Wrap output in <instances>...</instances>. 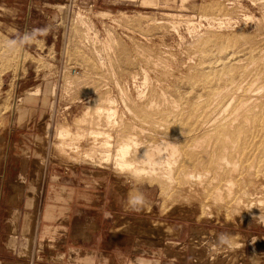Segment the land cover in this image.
Here are the masks:
<instances>
[{"label":"rangeland","instance_id":"374dc122","mask_svg":"<svg viewBox=\"0 0 264 264\" xmlns=\"http://www.w3.org/2000/svg\"><path fill=\"white\" fill-rule=\"evenodd\" d=\"M187 1L35 0L29 8L26 0H0V264L57 263L63 254L67 264H91L95 250L111 252L115 258L111 262L115 264H264V218L256 219L260 211L252 215L242 208L219 206L220 210L213 207L205 212L212 196L207 190L202 204L193 196L180 198L181 181L171 191L175 194L172 199L164 197V188L157 180L138 181L124 174L125 178L111 166L99 165L98 153L93 157L99 160L96 157L92 162L80 163L55 153L54 146L59 141L55 137L61 126L75 129L77 120L89 108V121L96 120L94 100L111 96L116 100L113 107L116 105L124 116L125 128L121 127V131L130 130L134 136L139 132L137 139L149 146L158 145L166 132L176 139L191 128L201 129L200 123L208 117H221L227 110L236 112L237 116L232 117L227 111L230 117L224 113L217 121L222 128L219 133L224 134L223 129L229 125V152L244 148L245 153L256 157V169L262 170L264 91L256 92V85L259 83L258 89L264 90V0ZM102 11L107 14L100 15ZM82 17L92 22L87 39ZM25 36L31 38L25 40ZM145 76L149 77L147 83ZM240 85L246 93L249 90L248 95L253 92L256 96L249 97L256 100L243 90L236 95L235 91L243 89ZM222 90L226 96L220 93ZM203 93L206 99L200 100L197 95L203 97ZM123 94L131 99L127 105L133 108L132 113L126 111ZM211 94L214 98H210ZM215 97L220 99L217 104L210 101ZM231 98L236 99L234 104L224 107ZM205 100L210 107L202 103ZM171 101L183 105L187 102L183 107L175 105L178 110ZM248 102L253 104L249 106L252 110ZM168 103L172 107H166ZM134 104L142 107L137 109ZM142 104L149 109L148 115L158 114L155 118L161 122L155 119L154 123L152 115L146 114L148 119L145 118L147 111ZM152 106L160 107L161 113ZM241 106L245 114L239 112V116ZM216 107L222 111L218 108L214 112ZM166 108L175 110L169 114ZM134 109H144L145 113L141 111L143 115L138 116L141 112L136 111L138 117H132ZM226 117L230 123L225 122ZM163 118L170 126L162 125ZM221 120L224 123L220 124ZM149 122L160 123L159 131ZM198 131H194L195 138L203 135ZM168 133L163 138H169ZM252 134L254 138L249 141ZM258 146L263 148L258 150ZM259 170L255 174L260 177ZM249 184L243 182V188L252 190ZM136 192L143 193L146 200L138 212L126 204L129 194ZM251 197L249 194L248 202L255 199ZM220 233L232 237L230 246L217 243Z\"/></svg>","mask_w":264,"mask_h":264},{"label":"bare ground","instance_id":"6f19581e","mask_svg":"<svg viewBox=\"0 0 264 264\" xmlns=\"http://www.w3.org/2000/svg\"><path fill=\"white\" fill-rule=\"evenodd\" d=\"M183 2L184 1H187V0H182ZM181 2V1H180ZM188 2V1H187ZM185 3V2H184ZM184 3H181V4H184ZM92 12V10H91ZM100 15H106L107 12H99ZM81 15V14H80ZM94 15V14H93ZM115 16V15H114ZM81 17V16H79ZM103 17V16H101ZM128 17V16H126ZM110 18V16H109ZM205 18V17H203ZM79 19V18H78ZM83 20L82 21V24L85 28V31L87 32L86 33V39L88 38V31L90 30V28L92 27L91 25V21L87 20V18H84L82 17ZM185 22V21H184ZM192 23V22H191ZM225 23V22H224ZM229 24V23H228ZM221 25V24H220ZM104 27V26H103ZM91 32V31H89ZM109 34V33H108ZM110 35V34H109ZM90 36V35H89ZM95 36V35H94ZM116 40V39H115ZM110 42H112V40H110ZM115 42V41H114ZM204 42V41H203ZM208 42V41H206ZM204 42V43H206ZM211 42V41H210ZM113 43V42H112ZM110 45V43H109ZM108 46V45H107ZM207 48V45H204V48ZM216 46V45H215ZM210 49V48H209ZM224 49V48H223ZM255 49V48H254ZM222 50V49H221ZM247 51V50H246ZM236 52V51H235ZM248 52V51H247ZM9 53V52H8ZM12 53V52H11ZM205 53V52H204ZM261 53V52H260ZM219 54V53H218ZM12 55V54H11ZM244 55V54H243ZM263 55V54H262ZM219 56V55H218ZM246 56V55H245ZM261 56V55H260ZM160 57V56H159ZM226 57V56H225ZM238 57V56H237ZM262 57V56H261ZM218 58V57H217ZM228 58V57H227ZM257 59V58H256ZM236 60V59H235ZM258 60V59H257ZM257 60H255V63L257 62ZM261 60V59H260ZM259 60V61H260ZM93 61V60H92ZM239 61V60H237ZM236 61V62H237ZM258 61V62H259ZM214 62V61H213ZM235 62V63H236ZM257 62V63H258ZM218 63V62H217ZM224 63V62H223ZM263 63V61H262ZM239 63H237L238 65ZM233 65V64H232ZM260 66V65H259ZM223 67V66H222ZM245 67V66H244ZM258 67V66H257ZM238 67L234 68L235 70L238 71L237 69ZM241 68V66H240ZM163 69V68H162ZM207 69V68H206ZM223 69V68H222ZM229 69V68H227ZM233 69V68H232ZM230 69V70H232ZM227 71V70H226ZM229 71V70H228ZM227 71V72H228ZM221 72V71H220ZM240 73H244V71H239ZM205 73V72H204ZM225 73V72H224ZM230 73V72H229ZM228 73V74H229ZM263 73V72H262ZM215 74V73H214ZM217 74V72H216ZM222 72L220 73V77L222 76L221 75ZM227 74V73H226ZM235 74V73H234ZM242 75V74H241ZM262 75V74H261ZM207 76V75H206ZM209 76V75H208ZM213 76V75H211ZM227 76V75H226ZM233 77V75H231ZM240 76V74H239ZM146 77V76H145ZM196 77V76H195ZM217 77V76H216ZM235 77V76H234ZM136 78V77H135ZM148 76L145 78V83L149 82L148 81ZM192 78V77H191ZM199 78V76L197 77ZM206 79V77H204ZM203 78V79H204ZM215 78V77H213ZM224 78V77H222ZM242 78V76H241ZM216 79V78H215ZM219 79V78H218ZM235 79L237 80L238 78L235 77ZM190 80V79H189ZM207 80V79H206ZM217 80V79H216ZM231 80V79H230ZM196 80H194L193 82H195ZM203 81V80H202ZM213 81V80H212ZM215 81V80H214ZM208 82V81H206ZM227 82V81H226ZM235 82H238V81H235ZM245 82V81H244ZM259 82V81H258ZM257 82V83H258ZM189 83V81H188ZM198 83H199V80H198ZM196 83V84H198ZM202 83V82H201ZM200 83V85H201ZM205 83V81H204ZM216 83V82H214ZM222 83V82H221ZM220 83V85L218 84V82L216 83L218 86H221L222 84ZM234 82H232L233 84ZM240 83V82H238ZM246 83V82H245ZM209 84H210V79H209ZM215 84V85H216ZM228 84V83H227ZM231 83H229L228 85H230ZM235 84V83H234ZM242 84V83H241ZM256 83H254L255 85ZM140 85V84H139ZM144 85V84H143ZM193 85V84H192ZM195 85V84H194ZM206 85V84H205ZM213 85V83H212ZM237 85V84H236ZM259 83L258 85V88H259ZM203 86V84H202ZM200 86V88L202 87ZM217 86V87H218ZM224 86V84L222 85ZM227 86V85H226ZM225 86V87H226ZM232 86H235V85H232ZM241 87L240 88H243L242 85H240ZM252 86V84H251ZM255 86V87H256ZM262 86H264V84H262ZM261 86V87H262ZM145 87V86H144ZM153 87V86H152ZM208 87V86H206ZM215 87V86H214ZM238 88V86H236ZM246 87V86H245ZM151 88V87H150ZM213 88V86H212ZM219 88V87H218ZM232 87H230L231 89ZM250 88V87H249ZM248 88V89H249ZM253 88V87H251ZM256 88V92H258L259 90L262 92L264 90H261V89H258ZM100 89V88H99ZM142 89V88H141ZM148 89V88H147ZM152 89V88H151ZM217 88H214V90H216ZM229 89V88H228ZM227 89V90H228ZM229 89V90H230ZM264 89V87H263ZM122 90V89H121ZM188 90V89H187ZM207 90H210V89H207ZM213 90V89H212ZM224 90V89H223ZM223 90L222 92H220L221 94H223L224 96H226L224 93H223ZM226 88L224 91H227ZM234 90V89H233ZM237 90V89H236ZM243 90L244 91V88L243 89H239L238 91H235L237 93H239V91ZM39 91V90H38ZM43 91V90H42ZM47 91V90H45ZM196 91V90H195ZM201 91V90H200ZM218 91V89H217ZM246 91V90H245ZM244 91V92H245ZM249 92V90H247ZM254 91V90H253ZM254 91V92H255ZM124 92V91H123ZM129 92V91H128ZM142 92V91H141ZM144 92V91H143ZM150 92V91H149ZM204 92V91H203ZM207 92V91H206ZM205 92V93H206ZM213 93V91H211ZM234 92V93H235ZM247 92V93H248ZM261 92L258 94L259 97H260V94ZM37 93V92H36ZM35 93V94H36ZM39 93V92H38ZM119 93V92H118ZM151 93V92H150ZM158 93V92H157ZM200 93V92H199ZM208 93V92H207ZM217 93V92H216ZM217 95L219 98L220 96L222 97V95ZM228 93V92H227ZM226 93V94H227ZM231 93V92H230ZM233 93V91H232ZM236 95H240L237 94ZM246 93V92H245ZM245 94V95H248V94ZM251 94L249 95H254L256 96L255 94H253V92H250ZM125 94V93H124ZM122 95V98H123V103L125 105V107L127 108L126 111L128 110L130 113H132L133 108L130 109V107L127 105L130 104V98L129 96L127 95ZM143 94V93H142ZM164 95V94H163ZM194 95V94H193ZM207 94H204L203 93V97L201 95L198 94L197 96H199L200 100L201 98H205ZM216 95V94H215ZM235 95V94H234ZM233 94L230 95L231 97L234 96ZM244 95V94H243ZM243 95H241L243 97ZM249 95L247 97H249ZM257 95V97H258ZM264 95V94H263ZM141 96V94H140ZM210 96V95H209ZM240 96V98H242ZM103 97V96H102ZM111 97V96H110ZM109 96H107L105 99L102 98V99H96L94 100V115L96 117V120H90L91 119V113H90V108L86 111V113L82 116V118H80L79 120H77L76 122V127L75 129H72L70 126H64L63 125L61 126L62 128H60L57 132V135L55 138L58 137V144L56 145L55 144V153H57V155H59L60 157H63V158H74V161L76 160L77 162L80 163V161H94V158L96 157H93L95 154H99L100 157H101V162H99L98 164L100 165L101 163L103 164V166H105V164L107 166H111L113 171L118 173V174H125V176L127 175V177H131L130 179H135V180H140V179H150V180H157L161 183V185L163 186L164 188V197H170L173 199V194H171V191L173 192V190L175 188H177L176 186L178 185L179 182L183 181V183L181 182V189H180V193H178L181 197H183L184 195H186L187 197L190 198V196L192 198H194L196 200V202H198L199 204H202L203 200L202 199V195H204V193H206V190L209 191L210 193H212V196L210 197L209 201H211V204L208 202L206 203L205 205V212L206 211H210L213 207H218L217 209H219L221 206H224V207H227V209L229 207H233L234 209L236 210H239L242 208V210H246L248 211L249 213H251L252 215L256 214V212L258 211H263L264 210V176L262 177V175H264V157L262 158V160L260 161L261 164H263V168L262 170L260 171L259 169H256V157H253V154L250 155L245 153L247 151H243V149L241 150V148L239 150H237V152H233V153H230L229 151V145H227V141L229 142V140L231 139L230 136V132L228 131L229 130V125H227V127L224 130V134H221L219 133V130L221 128V125H218L217 124V121L220 120V118L222 119V115H224L223 111H222V115L221 117H216L215 118H211V117H208V119H205L203 120L200 124V127L201 129H197V130H192L191 128V131H189V133H187L186 135H179L180 137L179 138H176V139H173V138H170L171 136H169L170 134L168 132H164L165 134L168 133V136L169 138H163V135L165 136V134L162 135V138H160V142L158 140V145L154 144L152 145L153 143H151V146H149L148 144H146V142L144 141V143L147 146V148H149L150 150L155 148V153L154 155L150 156V158L147 160V161H143L144 159H146V152H147V149L144 148L146 147V145H144L143 143H140V140H138L137 138V135H140L139 132L137 135H131L132 133H130V130L126 131L130 134H127L125 131L122 132L121 131V127H123L124 123V116L122 115L123 113H120L119 111V108L116 107V105L113 107V105L116 103V100L115 98L113 99L112 97L110 98ZM121 97V96H120ZM139 97V96H138ZM154 97V96H152ZM159 97V96H158ZM212 94H211V97L212 98ZM235 97V96H234ZM238 97V96H237ZM236 97V98H237ZM252 97V96H251ZM249 97V98H251ZM263 97V96H262ZM261 97V99H262ZM101 98V97H100ZM141 98V97H140ZM168 98V97H167ZM176 98H179V97H176ZM191 98V97H190ZM189 98V99H190ZM214 98V97H213ZM224 98V97H223ZM229 98V97H228ZM239 98V99H240ZM254 98V97H253ZM251 98V99H253ZM143 98H141V101H142ZM146 100H148V97L145 98ZM153 99V98H152ZM162 99V98H161ZM171 99V98H170ZM185 99V98H184ZM188 99V98H186ZM192 99V98H191ZM198 99V98H196ZM206 99V98H205ZM209 99V98H208ZM217 98L215 97V100H210V101H213L212 103H214V101H216V104L220 101L216 100ZM222 99V98H221ZM227 99V98H226ZM258 99V98H257ZM260 99V100H261ZM122 100V99H121ZM144 100V102L146 101ZM167 100V99H166ZM165 100V103H167V101ZM173 100V99H172ZM176 100V99H175ZM178 100V99H177ZM225 100V99H223ZM236 99L235 98H231V100H228L226 101L224 107L228 106L229 108L232 106V104H234V101ZM243 100V99H242ZM253 100H256V97L255 99ZM263 100V99H262ZM134 101V100H132ZM152 101V100H151ZM154 101V100H153ZM207 100H205L204 102L202 103H206V104H209V102L207 103L206 102ZM218 101V102H217ZM239 101V100H237ZM245 101V100H244ZM243 101V103H244ZM247 101V99H246ZM245 101V102H246ZM250 101V100H248ZM135 102V101H134ZM148 105H149V102L150 101H147ZM172 102V101H171ZM169 102V103H171ZM187 102V101H186ZM185 102V104H186ZM198 102V101H197ZM222 102V101H221ZM241 103V101H239ZM251 102V101H250ZM250 102H248L246 105L247 107L249 108V106L251 107V105L253 106V104L251 103V105H248L250 104ZM255 102V101H254ZM101 105H100V104ZM133 103V102H132ZM136 103V102H135ZM146 103V102H145ZM158 103V101H157ZM166 104V107L167 105L168 106H171L170 104ZM175 102H172L171 104H173ZM256 103V102H255ZM107 104V105H105ZM118 104V103H117ZM152 104V102H151ZM156 104V102H155ZM178 105L181 104L180 106L183 107V102H180V103H177ZM177 104H173V107H177L175 105ZM199 104V103H198ZM205 104V105H206ZM235 104H239V103H235ZM109 105V106H108ZM123 105V106H124ZM140 105V104H139ZM143 105V104H142ZM145 105V104H144ZM143 105V106H144ZM154 105V102L153 104ZM204 105V106H205ZM138 106V104H137ZM156 106V105H155ZM159 106V104L157 105ZM179 106V108H180ZM193 106V105H192ZM202 106V105H201ZM208 107V105H206ZM212 108L214 107V104L211 105ZM218 106V105H216ZM243 108L245 109V105H243ZM242 106L239 107V111H238V115L240 116L241 112H242ZM255 106V105H254ZM259 106V105H258ZM121 107V106H120ZM134 107H136V105L134 104ZM140 108L142 106H139ZM139 107L137 109H139ZM147 107V106H146ZM145 106L143 108H146ZM186 107V106H185ZM184 107V108H185ZM198 107V105L196 106ZM223 107V106H222ZM223 107V108H224ZM227 107V108H228ZM236 107V105H235ZM234 107V108H235ZM264 107V106H263ZM263 107L261 108L263 110ZM92 108V107H91ZM150 108V107H149ZM153 108V106H152ZM156 108V107H155ZM153 108V109H155ZM160 107L156 108L157 112H160L161 109H159ZM183 108V109H184ZM187 108V107H186ZM185 108V109H186ZM194 108H195V105H194ZM210 108V109H212ZM218 108L216 107L213 111L216 112L215 110H218ZM228 108V109H229ZM240 108H241V111H240ZM153 109H150L152 111H154ZM159 109V110H158ZM168 108H166L167 110ZM178 109V107H177ZM200 109V107H199ZM204 109V108H203ZM236 109V108H235ZM251 109V108H249ZM255 110L259 108H254ZM134 115L132 117H134L136 114L135 112L136 111H139V110H136L134 109ZM141 110V109H140ZM144 109H142L141 111H143ZM147 111V113H145L144 111ZM143 112L145 113L144 117L147 118L146 116L149 114V109L147 110V108L145 109ZM155 110V111H156ZM169 110V109H168ZM169 114L170 111L172 112V108L170 111H168ZM179 110V109H178ZM176 110V111H178ZM195 110V109H194ZM193 110V112H194ZM233 110V109H232ZM252 110V109H251ZM262 110H261V113H262ZM139 111V112H141ZM163 113L165 114L166 111L165 109H162ZM165 111V112H164ZM183 111V110H182ZM186 111V110H185ZM184 111V113H185ZM188 111V110H187ZM186 111V112H187ZM202 111V110H201ZM208 111H211V110H208ZM212 111V112H213ZM224 111H226V109H224ZM229 111V110H227ZM226 111L225 115L228 113ZM257 111V110H256ZM255 111V112H256ZM137 112V113H139ZM143 112H141V115L139 114L138 116H142L143 115ZM197 112V111H196ZM200 112V111H199ZM207 112V111H205ZM234 112V111H233ZM240 112V114H239ZM245 112V111H244ZM244 112H242V114H245ZM250 112V111H249ZM254 112V113H255ZM126 112H124V115H125ZM161 113V112H160ZM183 113V112H182ZM181 113V114H182ZM183 113V114H184ZM202 113H204L202 111ZM217 113V112H216ZM221 113V112H220ZM230 113V111H229ZM236 113V112H235ZM235 113H230L231 116H237ZM259 113V112H258ZM261 113L259 115H261ZM147 114V115H146ZM151 114V113H150ZM173 114V113H172ZM175 114V113H174ZM180 114V113H179ZM205 114V113H204ZM213 114V113H212ZM235 114V115H233ZM256 114V113H255ZM153 116V120H154V123L159 120L158 118H155L157 117V115L154 117L153 114H151ZM151 115H148V117H150ZM160 117L162 114H159ZM167 115V113H166ZM177 115V114H175ZM191 115V114H189ZM209 115V114H208ZM211 115V114H210ZM209 115V116H210ZM214 115V114H213ZM211 115V116H213ZM250 115V113H249ZM136 115V117H138ZM172 116V115H171ZM228 116V115H226ZM90 117V118H89ZM164 117V116H163ZM173 117V116H172ZM176 117V116H175ZM180 116H178L179 118ZM205 117V116H204ZM206 117V118H207ZM225 117V116H224ZM230 117V116H228ZM228 117H226V120L225 122L229 121L230 119H227ZM244 117V115H243ZM243 117H241V119H243ZM254 117V116H253ZM257 117V116H256ZM260 117V116H259ZM263 117V116H262ZM261 117V119H262ZM89 118V119H88ZM126 118V116H125ZM142 118V117H141ZM199 119H201L202 117H199ZM219 118V119H218ZM93 119V118H92ZM135 119V118H134ZM140 119V117H139ZM148 119V118H147ZM150 119V118H149ZM156 119V121H155ZM164 119V120H163ZM162 121H164L162 125H169V121L168 123L165 121L166 118H163ZM174 119V118H173ZM181 119V118H180ZM190 119V118H189ZM197 119V118H195ZM237 119V118H236ZM235 119V120H236ZM247 119V118H246ZM249 119V118H248ZM161 120V119H160ZM159 120V121H160ZM168 120V119H167ZM170 120V119H169ZM191 120V119H190ZM194 120V119H193ZM238 120V119H237ZM255 120V119H253ZM132 121V120H131ZM134 121V120H133ZM141 121L143 122V120L141 119ZM140 121V122H141ZM147 121V120H146ZM151 121V120H150ZM174 121V120H173ZM178 121V120H177ZM223 120H221L220 124L221 123H224L222 122ZM233 121V120H232ZM242 121V120H241ZM245 121V120H244ZM260 121V120H259ZM258 121V122H259ZM264 121V120H263ZM148 122V121H147ZM161 122V121H160ZM240 122V121H239ZM247 122V121H245ZM251 122V120H250ZM249 122V123H250ZM126 123V122H125ZM130 123V122H129ZM154 123L150 124V122L148 123L149 125H155ZM172 123V122H171ZM179 123V121H178ZM230 123V121L228 122ZM232 123V122H231ZM236 124L238 122H235ZM234 122L233 124L236 125ZM248 123V124H249ZM263 123V122H262ZM133 124V123H132ZM131 124V125H132ZM138 124V123H136ZM144 124V123H143ZM157 124H160L157 122ZM156 124V125H157ZM176 124V123H175ZM191 124V123H189ZM197 124V120H196V123L195 125ZM232 124V125H233ZM126 126L128 125L127 123L125 124ZM130 125V126H131ZM135 125V123H134ZM133 125V126H134ZM147 125V124H146ZM155 125V126H156ZM174 125V123H173ZM172 125V126H173ZM185 125H186V120H185ZM230 126V129L234 130V126ZM241 125V124H240ZM247 123H245L244 126H246ZM258 125V124H257ZM144 126V125H143ZM151 126L149 129H151ZM154 126V127H155ZM170 126V125H169ZM169 126H168V129L169 130ZM178 126V125H176ZM132 127V126H131ZM127 127L128 129H134V127ZM157 130H158V127L159 125L156 126ZM167 128V126H160V129H164ZM183 127V126H182ZM223 127V126H222ZM232 127V128H231ZM260 127V126H259ZM258 127V128H259ZM263 127V126H262ZM261 127V128H262ZM125 128V127H123ZM139 128V127H138ZM181 129V127L179 126L178 129ZM190 128L189 126L187 127V129ZM237 128V127H235ZM252 128V127H251ZM257 128V129H258ZM260 128V129H261ZM132 129V131H134ZM142 129V128H140ZM155 129V128H154ZM173 129V127H172ZM175 129V128H174ZM177 129V130H178ZM183 129V128H182ZM185 129V130H187ZM222 129V128H221ZM237 129L241 130V127L239 126ZM247 129V128H246ZM148 130V129H147ZM153 130V129H152ZM156 130V132H157ZM176 130V131H177ZM184 130V131H185ZM201 131V133L203 132V135L202 134H199L200 137L198 138H195V133L194 131ZM263 130V129H262ZM259 133H261V131ZM143 131V129H142ZM140 131V133L143 134V132H146V130L144 129V131L142 132ZM154 131V130H153ZM153 131H152V135H153ZM159 131V130H158ZM162 130H160L161 132ZM173 131V130H172ZM183 131V132H184ZM198 131V132H199ZM255 131H257L255 129ZM122 132V133H121ZM151 132V131H150ZM159 132V133H160ZM171 132V130H170ZM175 132V131H174ZM178 132V131H177ZM175 132V133H177ZM182 132V131H180ZM186 132V131H185ZM124 133V134H123ZM158 133V136H160V134ZM245 133V132H243ZM254 133V131L252 132ZM51 134V133H50ZM157 134V133H156ZM180 134V133H179ZM197 134V133H196ZM226 134V135H225ZM146 135V134H145ZM151 135V134H150ZM175 135V134H174ZM202 135V136H201ZM242 135V134H240ZM244 135V134H243ZM242 135V136H243ZM257 135V134H256ZM259 135V134H258ZM141 136V135H140ZM144 136V135H142ZM155 136V134H154ZM194 136V137H193ZM224 136V137H223ZM238 136V135H237ZM260 136V135H259ZM263 136V135H262ZM261 138H264L262 137ZM147 137V135H146ZM152 138H154L153 136H151ZM150 137V138H151ZM173 137V136H172ZM176 137V136H175ZM174 137V138H175ZM178 137V135H177ZM258 137V136H256ZM255 137V138H256ZM251 138H254L253 137V134L251 135L249 141L251 140ZM140 139V137H139ZM142 139H145V136L144 138ZM159 139V137H158ZM169 143H167V141ZM238 139V138H237ZM236 139V140H237ZM242 139V138H241ZM240 139V140H241ZM244 140V139H243ZM247 140V139H246ZM245 140V141H246ZM262 141V139H260ZM47 141V140H46ZM151 142V140H149ZM154 141V140H153ZM56 142V141H55ZM156 142V141H155ZM230 143V142H229ZM241 143V142H240ZM242 143H246V142H242ZM254 142L252 141V144ZM260 143V142H259ZM207 144V146H206ZM231 144V143H230ZM237 144V143H236ZM251 144V143H250ZM254 145V144H253ZM260 145V144H259ZM232 146V145H231ZM234 146V144H233ZM248 146V145H247ZM125 147L127 148V151H125ZM255 147V146H254ZM262 147V146H260ZM260 147L258 146V150H260ZM41 148V147H40ZM234 148V147H233ZM250 148V146L248 147V149ZM263 148V147H262ZM232 149V148H231ZM252 149V145H251V148ZM249 149V150H250ZM54 150V149H53ZM245 150V149H244ZM257 150V149H256ZM232 151V150H231ZM234 151V149H233ZM54 152V151H53ZM258 152V151H257ZM256 152V153H257ZM255 153V152H254ZM260 153V152H259ZM263 154V152H262ZM55 155V154H54ZM57 156V158L59 157ZM255 156V155H254ZM258 156V155H257ZM259 157V156H258ZM56 158V157H55ZM229 158L231 160H229ZM96 159L99 160V157H97ZM58 160V159H56ZM62 160V159H61ZM67 160V159H65ZM67 160V161H69ZM72 160V159H71ZM97 160V162H98ZM258 160H260L258 158ZM65 162V161H64ZM259 162V161H258ZM257 162V164H258ZM67 163V162H66ZM73 163V162H72ZM88 163V162H87ZM94 163V162H93ZM77 164V163H76ZM97 164V163H96ZM260 164V163H259ZM258 164V165H259ZM92 165V164H91ZM72 166V165H71ZM106 168V166H105ZM259 168V167H258ZM109 169V167H108ZM257 170L260 171V173H262V175L259 177L255 174V172H257ZM258 171V172H259ZM124 176V177H125ZM126 178V177H125ZM222 181V182H221ZM151 182V181H150ZM240 182H244V183H249L250 182V186L252 188V190H249L247 188H243V185L242 183ZM159 183V185H160ZM180 185V184H179ZM246 186V185H245ZM176 191V190H175ZM203 193V194H202ZM208 193V192H207ZM249 194H251V198L255 197V199L251 200V202H248L247 200L248 199V196ZM173 195V196H172ZM206 195V194H205ZM205 197V196H204ZM208 197V198H209ZM169 198V200H170ZM250 198V199H251ZM167 199V198H166ZM207 199V198H206ZM168 200V199H167ZM179 200V199H178ZM188 200V198H187ZM172 201V200H170ZM181 201V199H180ZM185 201V200H184ZM206 201V200H204ZM207 202V201H206ZM193 204V203H192ZM205 204V202L203 203ZM204 206V205H203ZM220 206V207H219ZM229 206V207H228ZM220 210V209H219ZM231 210V209H230ZM203 211V210H202ZM228 211V210H227ZM245 211V212H246ZM236 212V211H235ZM244 212V211H243ZM244 212V213H245ZM211 213V212H210ZM234 213V212H233ZM207 214V213H206ZM231 214V213H230ZM237 214V213H236ZM211 215V214H209ZM238 215V214H237ZM242 215H245V214H242ZM210 217V216H209ZM213 217V216H212ZM241 217V216H240ZM239 217V218H240ZM244 218V216H243ZM242 218V219H243Z\"/></svg>","mask_w":264,"mask_h":264},{"label":"clouds","instance_id":"9594fccd","mask_svg":"<svg viewBox=\"0 0 264 264\" xmlns=\"http://www.w3.org/2000/svg\"><path fill=\"white\" fill-rule=\"evenodd\" d=\"M34 31H42V30H34ZM30 38L31 37H29V36L24 37L25 40H28ZM13 43H15V42H13ZM166 141H167V139H166ZM167 143H169V142L167 141ZM169 144H171V143H169ZM144 148L147 149V152L145 154L146 159H144L143 161H147L150 158V156L154 155L155 148H153L151 150L147 147H144ZM125 151H127L126 147H125ZM145 202H146L145 196L143 193H140V192H136L135 194H129V196L127 197V200H126L127 206L130 209H132L133 211H137V212L142 210L143 206L145 205ZM260 213L261 214L256 219L264 218V212L260 211ZM231 240H232V237L227 233H220L217 237V243L219 245H229L230 246Z\"/></svg>","mask_w":264,"mask_h":264},{"label":"crops","instance_id":"0c3cea01","mask_svg":"<svg viewBox=\"0 0 264 264\" xmlns=\"http://www.w3.org/2000/svg\"><path fill=\"white\" fill-rule=\"evenodd\" d=\"M26 1L28 2L27 5L30 8L31 5L34 3L33 1H35V0H26ZM150 1L153 2L154 0H150ZM101 253H102V255H101ZM111 259H115L111 252L95 250L91 264H115V262H111ZM46 264H67V263L64 262V254H63L62 261L57 262V263H46Z\"/></svg>","mask_w":264,"mask_h":264}]
</instances>
